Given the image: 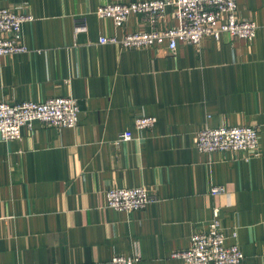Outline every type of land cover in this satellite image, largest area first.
I'll return each instance as SVG.
<instances>
[{
    "label": "crops",
    "instance_id": "obj_1",
    "mask_svg": "<svg viewBox=\"0 0 264 264\" xmlns=\"http://www.w3.org/2000/svg\"><path fill=\"white\" fill-rule=\"evenodd\" d=\"M133 0H0L32 16L27 51L0 56V101L72 96L75 127L36 122L17 140L0 139V264H185L190 246L218 211L237 237L244 264H264V0H238L239 19L260 27L253 40L205 37L140 48L101 36L151 30L133 14L125 28L97 9ZM86 24L77 30V22ZM177 25L166 14L158 28ZM139 116H155L140 129ZM250 125L261 131L258 156L201 152L205 127ZM125 130L133 138L119 141ZM147 185L156 201L143 210L107 206L113 187ZM224 190L213 194L212 188Z\"/></svg>",
    "mask_w": 264,
    "mask_h": 264
},
{
    "label": "built area",
    "instance_id": "obj_2",
    "mask_svg": "<svg viewBox=\"0 0 264 264\" xmlns=\"http://www.w3.org/2000/svg\"><path fill=\"white\" fill-rule=\"evenodd\" d=\"M238 0H133L129 3H107L97 9L101 18H110L119 28H125L129 17L139 14L151 24V30L125 32L122 37L101 36V43L119 44L124 48H140L170 40L174 49L179 41L198 44L205 37L220 39L229 33L234 38L253 40L260 27L254 20L239 19ZM177 20V25L158 28L166 14ZM32 16L10 7H0V56H10L27 51L23 41V24ZM83 21L77 22V30H85ZM79 102L72 96H54L44 101L25 100L12 103L0 101V139L17 140L24 128L32 129L36 122L49 127H75L79 121ZM155 116H139L136 125L140 129L155 125ZM133 138L131 130L121 133L119 141ZM201 152H244L249 156L259 155L261 131L250 125L205 127L195 138ZM224 190L221 185L212 188L213 194ZM156 201V196L147 185L136 187H113L107 191V206L118 211L133 212L145 209ZM237 237L223 228L218 211L209 227L191 237L190 246L176 251L173 256L185 264H244L245 253L238 242L228 244V239ZM139 255L119 254L112 264H135Z\"/></svg>",
    "mask_w": 264,
    "mask_h": 264
},
{
    "label": "rangeland",
    "instance_id": "obj_3",
    "mask_svg": "<svg viewBox=\"0 0 264 264\" xmlns=\"http://www.w3.org/2000/svg\"><path fill=\"white\" fill-rule=\"evenodd\" d=\"M236 154V153H235ZM260 154V153H259ZM256 156H258V155H256ZM255 157V156H254Z\"/></svg>",
    "mask_w": 264,
    "mask_h": 264
}]
</instances>
